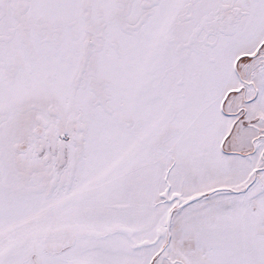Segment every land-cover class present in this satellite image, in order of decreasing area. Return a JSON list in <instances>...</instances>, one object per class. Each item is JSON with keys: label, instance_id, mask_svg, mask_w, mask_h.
Returning <instances> with one entry per match:
<instances>
[{"label": "snow or ice", "instance_id": "obj_1", "mask_svg": "<svg viewBox=\"0 0 264 264\" xmlns=\"http://www.w3.org/2000/svg\"><path fill=\"white\" fill-rule=\"evenodd\" d=\"M0 264H264V0H0Z\"/></svg>", "mask_w": 264, "mask_h": 264}]
</instances>
